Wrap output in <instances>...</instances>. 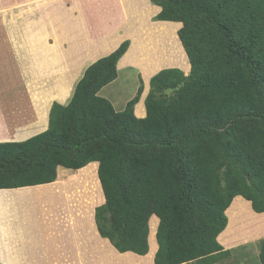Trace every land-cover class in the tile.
Returning a JSON list of instances; mask_svg holds the SVG:
<instances>
[{"label": "trees", "instance_id": "obj_1", "mask_svg": "<svg viewBox=\"0 0 264 264\" xmlns=\"http://www.w3.org/2000/svg\"><path fill=\"white\" fill-rule=\"evenodd\" d=\"M151 2L161 7L155 20L182 24L190 71L151 77L145 117L135 114L141 77L118 110L101 91L119 77L125 39L85 69L68 103L52 104L45 131L0 142V189L98 162L105 203L95 220L119 252L147 255L155 216V264H216L232 252L218 237L235 197L264 213V0ZM259 247L264 264V238Z\"/></svg>", "mask_w": 264, "mask_h": 264}, {"label": "crops", "instance_id": "obj_2", "mask_svg": "<svg viewBox=\"0 0 264 264\" xmlns=\"http://www.w3.org/2000/svg\"><path fill=\"white\" fill-rule=\"evenodd\" d=\"M160 10L151 0H0V71L6 64L10 68L11 56L21 71L19 81L0 80V142L23 141L45 131L52 104L68 103L85 69L113 52L125 39L130 40V46L118 62L119 75L126 68L138 69L144 91L135 105V114L145 117L151 77L163 68L177 66H155L148 59L137 62L141 58L134 57L124 59L134 47L135 38L141 37L146 48L161 39L157 30L165 21L154 19ZM168 23H174L177 31L182 26L180 22ZM163 60L166 61L165 54ZM183 71L187 74L190 67ZM92 163H96L98 175V162ZM87 166L70 169L75 172L63 180L76 178ZM58 178L46 184L0 189L1 263L140 264L150 254L154 263L158 244L147 255L132 252L134 256H126L131 251L119 252L99 233L95 209L105 203L101 183H92L91 195L77 218L69 209L63 213L49 207L45 208L47 213L53 214H45L40 199L24 200L14 195L17 190L54 186ZM63 197V201L70 198ZM226 213L230 222L228 209ZM50 217H60L64 224L52 225ZM92 217L94 232L90 228ZM220 235L219 242L227 249L233 248L234 242L226 245Z\"/></svg>", "mask_w": 264, "mask_h": 264}, {"label": "rangeland", "instance_id": "obj_3", "mask_svg": "<svg viewBox=\"0 0 264 264\" xmlns=\"http://www.w3.org/2000/svg\"><path fill=\"white\" fill-rule=\"evenodd\" d=\"M157 33L161 39H158L147 48L143 46L141 37L136 36L137 38L134 39L133 44L134 47L124 59V62L126 60H131V58L134 57V59L141 58L138 59L137 62L142 59H148L147 61L149 63H153L155 66L168 64L177 66L182 70H186L190 67L187 54L177 35V31L173 23H168V21L163 22L160 30H157ZM164 54L166 55V61L163 60ZM137 70L138 69H123L116 81L112 82L104 89V91H102L113 100L118 110H123L127 101L135 96L137 92L140 80L139 71ZM20 73L21 71L18 63H16L13 56H11L10 68L6 64L3 67V70L1 69L0 80H4V82H7V80L12 82L19 81V79H21ZM74 172V170L61 167L58 169L59 182L55 183L54 186H40L34 189L25 190L15 189L17 191L14 192V195L24 200H28L29 198L40 199L42 201L41 208H43V212L45 214H50L47 213L45 209L49 207L55 212L59 210L63 213H66V210L69 209V211L71 210L74 215L76 213L75 218H77V213L85 207V201L91 195L92 183L96 182L99 186L100 182L97 175L96 163H91L86 167V169H84V171H80L76 178L73 177L72 182L69 180H63L65 175ZM60 181H64L67 184L64 185V182ZM69 194H71V199L69 198L68 200L63 201V196H69ZM47 199L50 201H47ZM235 199L236 200H234L228 208L230 216L229 226L220 237L226 245L227 243L229 244L234 242L232 252L230 256L223 258L216 264H260L259 240L264 238V215H260L254 211V209L250 206V203H248L249 201L246 202L240 198ZM48 204L50 205L47 206ZM93 218L94 217H92V225L90 226L92 232L95 230V222L93 221ZM50 221L52 225L64 224L62 218L60 217H50ZM64 221L67 222L66 215H64ZM157 221L158 218L154 216V219L150 222V252H152L153 248L157 246L155 238ZM78 225L81 226L80 223ZM127 253L126 256H134L132 252ZM142 260L144 262L140 261V264L141 262L143 264H154L152 262V254ZM188 264L196 263L191 262Z\"/></svg>", "mask_w": 264, "mask_h": 264}]
</instances>
